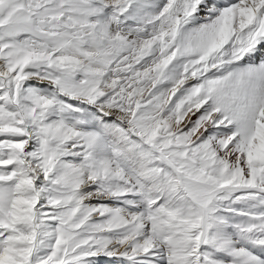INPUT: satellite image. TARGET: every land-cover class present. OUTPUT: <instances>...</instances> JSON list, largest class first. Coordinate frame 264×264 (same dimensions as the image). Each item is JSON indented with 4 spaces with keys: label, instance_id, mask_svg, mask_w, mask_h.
Returning <instances> with one entry per match:
<instances>
[{
    "label": "snow or ice",
    "instance_id": "obj_1",
    "mask_svg": "<svg viewBox=\"0 0 264 264\" xmlns=\"http://www.w3.org/2000/svg\"><path fill=\"white\" fill-rule=\"evenodd\" d=\"M0 264H264V0H0Z\"/></svg>",
    "mask_w": 264,
    "mask_h": 264
}]
</instances>
